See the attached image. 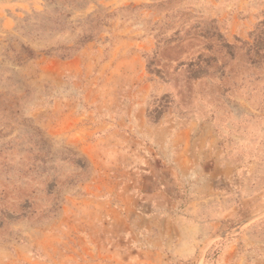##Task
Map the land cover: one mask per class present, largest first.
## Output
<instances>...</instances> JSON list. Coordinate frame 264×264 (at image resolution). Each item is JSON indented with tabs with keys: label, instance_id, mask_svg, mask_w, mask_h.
<instances>
[{
	"label": "rangeland",
	"instance_id": "rangeland-1",
	"mask_svg": "<svg viewBox=\"0 0 264 264\" xmlns=\"http://www.w3.org/2000/svg\"><path fill=\"white\" fill-rule=\"evenodd\" d=\"M0 264H264V0H0Z\"/></svg>",
	"mask_w": 264,
	"mask_h": 264
}]
</instances>
